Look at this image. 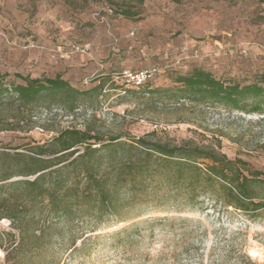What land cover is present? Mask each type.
Returning <instances> with one entry per match:
<instances>
[{
    "label": "rangeland",
    "instance_id": "1",
    "mask_svg": "<svg viewBox=\"0 0 264 264\" xmlns=\"http://www.w3.org/2000/svg\"><path fill=\"white\" fill-rule=\"evenodd\" d=\"M151 67L157 72L148 87L171 85L174 73L193 67L226 81H253L264 71V0H0V74L6 80L59 74L80 89L101 86L97 98L74 112L45 98L19 114L17 101L5 97L0 179L22 168L31 145L70 125L105 138L149 133L173 144L219 143L228 157L242 158L264 177V114L140 99L143 88L122 73ZM33 177L0 181V215L1 199L11 193L5 185ZM137 209L149 213L130 224L139 227L133 239L111 235L128 222L104 224L96 238L83 245L78 240L73 252L57 239L20 264H264V210L245 214L211 199L191 211L153 206L150 199ZM10 223L0 219V241L5 231L14 232ZM3 255L0 248V264Z\"/></svg>",
    "mask_w": 264,
    "mask_h": 264
},
{
    "label": "trees",
    "instance_id": "2",
    "mask_svg": "<svg viewBox=\"0 0 264 264\" xmlns=\"http://www.w3.org/2000/svg\"><path fill=\"white\" fill-rule=\"evenodd\" d=\"M6 76L0 74V103L12 97L19 114L45 98L74 112L84 100L97 98L101 90L100 85L80 89L59 74H15L23 83L8 81ZM171 78L172 84L165 87H148V81L144 82L139 98L148 95L161 105L264 114V71L248 83L217 78L201 67L174 73ZM148 134L105 138L88 127L70 125L43 143L31 145L22 168L0 179L34 176L5 185L11 193L1 199L5 213L0 219L8 218L14 229L5 231L0 241L5 264H20L49 249L57 239L73 252L78 240L83 245L101 234V225H130L149 213L137 209L147 199L153 206L167 203L188 211L200 208L206 199L255 216L264 210L263 173L247 161L228 157L219 143L201 145L186 140L173 144L150 139ZM128 225L111 235L128 240L139 235L137 225Z\"/></svg>",
    "mask_w": 264,
    "mask_h": 264
},
{
    "label": "built area",
    "instance_id": "3",
    "mask_svg": "<svg viewBox=\"0 0 264 264\" xmlns=\"http://www.w3.org/2000/svg\"><path fill=\"white\" fill-rule=\"evenodd\" d=\"M157 69L155 67L146 68V69H140L136 71H130L125 70L123 71V78L127 83H130L131 85L137 87L143 84L144 82L150 80L153 78V76L156 74ZM40 131H42V128L38 127Z\"/></svg>",
    "mask_w": 264,
    "mask_h": 264
}]
</instances>
